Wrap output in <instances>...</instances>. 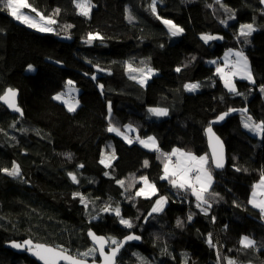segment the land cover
Returning a JSON list of instances; mask_svg holds the SVG:
<instances>
[{
	"label": "trees",
	"instance_id": "16d2710c",
	"mask_svg": "<svg viewBox=\"0 0 264 264\" xmlns=\"http://www.w3.org/2000/svg\"><path fill=\"white\" fill-rule=\"evenodd\" d=\"M28 2L53 17L56 30L29 27L0 3V95L7 87L18 88L23 109L18 116L0 104V169L20 166L18 177L0 171V264H38L5 246L25 238L80 256L94 247L87 237L90 229L118 241L130 232L142 236L141 244L126 246L117 264H227L229 259L264 264V213L250 203L254 184L264 176V133L259 137L243 125L247 114L252 122L264 120L260 0H157L156 13L149 7L152 0H92L90 17L78 12L74 0ZM129 12L135 17L131 22ZM165 19L183 28L182 34L174 37ZM248 23L256 30L245 38L239 28ZM89 33L103 39L88 43ZM204 33L218 39L205 42ZM236 48L249 59L255 81L236 79L240 95L230 92L209 64ZM128 64L156 74L141 84L140 77L132 79ZM29 65L34 71H27ZM95 67L112 73L101 74ZM68 81L79 92L74 112L53 99ZM197 81L203 82L198 91L186 89ZM154 108L168 114L157 116L150 111ZM230 109L247 112L230 115L214 127L227 147V166L217 171L205 130ZM129 125L140 139L154 136L159 150L128 143L108 131L110 126L126 130ZM173 149L209 156L213 182L206 194L211 205L206 214L196 207L190 190L161 179L168 162L163 153ZM104 151L115 157L110 166L100 162ZM141 177L155 185L156 195H136L144 188ZM160 196L167 197V204L163 211L152 212ZM106 206L119 207L132 227L121 224L114 212L102 211ZM245 235L255 246L241 243ZM86 259L99 260L98 252Z\"/></svg>",
	"mask_w": 264,
	"mask_h": 264
},
{
	"label": "snow or ice",
	"instance_id": "6c2138e0",
	"mask_svg": "<svg viewBox=\"0 0 264 264\" xmlns=\"http://www.w3.org/2000/svg\"><path fill=\"white\" fill-rule=\"evenodd\" d=\"M76 7L79 9V13L83 16H89L91 13L92 7L94 5L91 4V0H74ZM162 2V0H161ZM264 3V0H261ZM0 3L3 4L5 10L9 12V14L18 21H21L24 24H27L29 27L36 28L41 32H52L54 29L51 25L56 23V20L51 17H44L42 13H39L30 3L28 0H0ZM150 10L153 13H156L157 8V0H152V3L149 5ZM226 11H231L228 9L227 6H224ZM28 9L29 12L25 13L23 10ZM59 9L55 10V14H59ZM35 13V17L32 15ZM235 13L232 14L231 18H234ZM38 18V19H37ZM128 20L131 22L135 19L132 16L131 12H129ZM163 23L169 27L171 34L173 36L179 35L183 32V28L179 27L178 25L174 24L171 20H163ZM222 23H227L226 21H222ZM71 27V25H65V29ZM256 29L252 23L248 24H241L239 28V35L243 37H248L254 32ZM96 39H103L99 33L88 34V43H91L93 40ZM202 39L207 42L209 40L218 39V37H214L212 35L205 34L202 36ZM231 53V50H230ZM235 56L237 60L232 65V69L230 72H225L223 68H217V72L220 73L224 78L225 86L229 89L230 92H233L237 95L240 93L236 92L235 83L232 80L234 76H240L243 79H247L252 81L253 83L254 78L251 72V69L248 64V59L244 56L243 52H236ZM215 63V61H213ZM29 70H33V66H28ZM102 70V69H101ZM180 71V69H176ZM103 71V70H102ZM128 71L131 72H141L143 73V78L139 80L141 84L146 83V78L149 76L153 70L149 69L145 72L143 69H135L132 67L131 64H128ZM95 79V77H93ZM132 79H137L136 76H132ZM69 86L73 84L72 81H68ZM101 89L103 85H100ZM186 89L189 91H195L200 87L199 83H192L185 85ZM72 91H75L73 88H69V92L67 93L68 96H71ZM261 91H264V86L261 87ZM18 95V91L12 88H8L3 95H0V100L4 101L10 108L14 109L15 111L19 112L21 115L23 114L22 109H20L16 102V97ZM65 93H59L53 97V99L58 101H63L67 104L68 110L70 112H74L76 107L79 104V101L76 100L74 103L70 100H65ZM150 111L157 115V116H166L168 114L167 109H159L154 108L150 109ZM229 111H237L236 109H230ZM240 111L247 112V109H242ZM109 113L111 114V105L109 104ZM229 113L225 112L218 117V120H223L225 116ZM129 131H131V125L127 126ZM244 127L250 129L253 132L264 133V120L260 121L259 123L252 122V118L249 116L247 117ZM109 132H116L117 134L124 137L128 143H132V139L129 138L128 135L121 132L120 129L110 126L108 128ZM209 143L211 145V157L214 162L216 168H222L224 166V148L223 142L220 141L219 137L215 135L212 130V127L209 126L207 129ZM139 140V137H137ZM141 144H143L147 148H152L154 150H159L158 144L155 140V137H148L147 140H139ZM69 158L71 154H67ZM164 157L168 162L164 165V176L161 179H168L169 182L172 184L173 187L190 190L192 194L196 197L197 204L196 207L200 208L205 214L208 212V209L211 207L209 204L208 199H206V194L209 193V190L212 185V174L209 171V156L206 154L204 156L197 157L190 152H184L180 149H173L172 153H163ZM176 157V163L171 164L172 158ZM114 155L107 159H102L100 162L105 164L106 166H110V160L114 159ZM147 161H145V166H147ZM79 167H83V165H79ZM7 173L10 176L18 177L20 176V166L18 164L13 163L11 169L3 168L0 169ZM69 177L72 179L73 182L79 183L77 177L74 173H68ZM107 175V173H106ZM141 180L145 182L146 187L141 188L136 195L140 196H151L156 195V188L155 185H148L147 178L141 177ZM118 184L121 186L124 185V181L120 180L117 181ZM258 189H264V178L261 179L260 184L256 186ZM75 196L81 197V203H84L87 206L86 199L80 193H74ZM212 195H218L217 193H212ZM167 203V197L161 196L157 201L155 206L152 208V212H161L164 209V205ZM255 207L259 208L262 213H264V200L257 201L256 193H253V199L250 201ZM207 205V207H205ZM104 212H114L117 217H120V223L127 226L128 228L132 227V223L130 220L124 219L121 216L120 208H112L111 206H106L102 209ZM192 219V215L188 216V220ZM215 219V218H213ZM178 225H182V221L177 220ZM88 235L91 239L95 242V245L98 247H93L88 251L80 254V256H72L67 254V250L63 249L61 246L59 249L48 247L46 245L35 244L33 245L31 240L24 241L23 244L13 242V247L16 248H25L27 247L28 251L32 252L33 255L38 257L40 260L44 261V264H60V261H68L69 264H88L87 259H84L90 255H93L95 252H99V254L103 257V264H115L116 256L119 253L120 249L124 247V243L130 240H139V236L129 235L124 238V241H118L115 238H105L103 236H97L94 232L89 231ZM208 243L210 246H215L212 244L211 235H209ZM241 243L245 247H253L255 246V241L250 239L249 237H243ZM105 245H110L111 250L110 252H105ZM219 255V253H218ZM84 257V258H81ZM95 264V261H93ZM227 264H235V261L228 260Z\"/></svg>",
	"mask_w": 264,
	"mask_h": 264
},
{
	"label": "water",
	"instance_id": "95a60500",
	"mask_svg": "<svg viewBox=\"0 0 264 264\" xmlns=\"http://www.w3.org/2000/svg\"><path fill=\"white\" fill-rule=\"evenodd\" d=\"M260 4H261L262 9H263V11H264V3H262L261 0H260ZM101 69H102V68H100V67H95L96 72H99V73H101V74H111V73H112L111 71H108V70H105V69H102V70H103V71H102ZM8 88H12V87H7L6 90H7ZM12 89H15V90L18 91V95H17V97H16V102H17L18 107H19L20 109H22V107L20 106V91H19L18 88H12ZM6 90H5V91H6ZM3 94H4V93H3ZM3 94H2V95H3ZM0 104L4 105V106L8 109V111L11 112L12 114H15V115H18V116H23V114L21 115L19 112H17V111H15L14 109L10 108V107H9L4 101L0 100ZM22 111H23V109H22ZM225 112H228L229 114H228L227 116H225V118H224L223 120H218V117H219L220 115H222L223 113H225ZM225 112H222V113L219 114L216 118H214V119H212V120L210 121V126L212 127L213 132L215 133V135H216L217 137H219L220 141L223 142V148H224V166H223L222 168H216L215 165H214V162H213L212 157H211V151H212V148H211V145H210V143H209V138H208V133H207V129H208L209 126H208V127L206 128V130H205V132H206V137H207V145H208V151H209L210 161H211L212 167H213L215 170H217V171H221V170L225 169V167L227 166V147H226V144H225L224 140L219 136V134L216 132V130L214 129V127H215V126H218V125H222V124H224L225 121L227 120V118H228L230 115L238 114V113H242L240 110H237V111H225ZM246 116L249 117L248 114H247ZM89 231L94 232L97 236H103V237H105V238H108V236H106L105 234H97L93 229H90ZM89 231L87 232V237H88L90 243H91L94 247H98V245H95V242H94V241L91 239V237L88 235ZM129 235L139 236L140 239H139V240H130V241H127L126 243H124V247L120 249L119 253H118L117 256H116L115 264L118 263V259H119L120 255H121L122 251L126 248V246H127L128 244H131V243H134V244H141V243L143 242L142 236L139 235V234H137V233H135V232H130V233L126 234L125 236L122 237V239H121L120 241H124V238L127 237V236H129ZM27 240H31L32 243H33V245H35V244H41V245H46V246H48V247H52V248H57V249H59L58 247H55V246H53V245H51V244H48V243H45V242H36V241L32 240L31 238H25V239H22V240H10V241H8V242L6 243L5 246H6V248H8V249H10V250H12V251H14V252H16V253H19V254H26V255H28L31 259H33L34 261H36L38 264H44V261L40 260L38 257H36L35 255H33L32 252L28 251L27 247H25V248H16V247H13V242L23 244L24 241H27ZM110 250H111V246H110V245H105V252H110ZM67 254H68V255H72V256H78V255H75V254H73V253H71V252H69V251H67ZM98 256H99V260H89V259H87L88 264H93V261H95V264H103V257L99 254V252H98ZM78 257H79V256H78ZM81 258H82V257H81ZM84 259H86V258H84ZM60 264H69V262H68V261H64V260H62V261H60Z\"/></svg>",
	"mask_w": 264,
	"mask_h": 264
},
{
	"label": "rangeland",
	"instance_id": "374dc122",
	"mask_svg": "<svg viewBox=\"0 0 264 264\" xmlns=\"http://www.w3.org/2000/svg\"><path fill=\"white\" fill-rule=\"evenodd\" d=\"M29 3V2H28ZM91 4L93 5V3H92V0H91ZM33 7V6H32ZM35 8V7H34ZM93 8V7H92ZM36 9V8H35ZM39 13H42L41 11H39L38 9H36ZM25 13H28L29 12V10L28 9H24L23 10ZM78 12H79V9H78ZM91 12H92V9H91ZM263 13H264V11H263ZM43 14V13H42ZM32 15L35 17V13H32ZM90 15H91V13H90ZM90 15L89 16H87V17H90ZM43 16L44 17H49V16H47V15H44L43 14ZM51 18H53V17H51ZM38 19V18H37ZM54 19V18H53ZM165 20H168V19H165ZM18 21V20H17ZM19 22H21V21H19ZM173 22V21H172ZM22 23V22H21ZM174 23V22H173ZM24 24V23H23ZM56 24V23H55ZM55 24H53V25H51V27L54 29V30H56V27H55ZM175 24V23H174ZM25 25H27V24H25ZM166 25V24H165ZM28 26V25H27ZM166 27L169 29V27L166 25ZM36 29V28H35ZM38 30V29H37ZM53 30V31H54ZM52 31V32H53ZM170 31V30H169ZM170 33H171V31H170ZM182 33H180L179 35H181ZM206 33H204V34H202V36H204ZM179 35H176V36H174V37H177V36H179ZM208 35H210V34H208ZM210 41V40H209ZM33 66V65H32ZM34 66H33V70H29L28 68H27V71L28 72H32V71H34ZM136 69V68H135ZM138 69H143L145 72H147L149 69H147V67H138ZM229 69V68H228ZM151 70H153L152 71V73L149 75V76H147V78H146V81H148V79H150L154 74H156V71L154 70V69H151ZM134 73V75L135 76H138V77H140V78H143V73H141V72H139V71H137V72H133ZM192 83H197V82H192ZM192 83H189V84H192ZM145 84V83H144ZM225 84V83H224ZM73 88V89H75V91H72V93H71V96H68L67 95V93L69 92V88ZM199 90V88L197 89V90H195V91H190V92H196V91H198ZM189 91V90H188ZM59 93H65L66 95H65V100H70L71 102H75L76 100H78V99H73L72 98V96L73 95H77V94H79V92L77 93V89H76V87L74 86V84H72L71 86H69V84H68V86L66 87V89H65V91L64 92H59ZM59 93H56V94H54V96H56L57 94H59ZM58 101V100H57ZM79 101V100H78ZM61 103H63V104H65L66 105V107H67V104L66 103H64L63 101H60ZM78 106H79V104H78ZM77 106V107H78ZM77 107H76V109H77ZM68 108V107H67ZM159 109H161V108H159ZM245 121H246V118H244L243 119V125H244V123H245ZM245 128V127H244ZM132 127H131V131H132ZM246 130H248V131H250L251 132V130L250 129H248V128H245ZM121 132H122V130H120ZM133 133V132H132ZM150 137H154V136H150ZM148 139V137L147 138H144V139H140L139 138V140H147ZM155 140H156V138H155ZM141 144V143H140ZM103 155H104V157L105 158H103V159H107V158H110V157H112L113 156V154L112 153H110V152H108V151H104V153H103ZM112 161V159L110 160V162ZM176 161V159L173 157L172 158V162H175ZM262 178H264V176L263 177H261V179ZM261 179L259 180V181H257L255 184H254V187H253V189H252V192H251V195H250V201L253 199V193L255 192L256 193V199H257V201H259V200H264V189H258L256 186L258 185V184H260V182H261ZM148 183V182H147ZM148 185H153V184H151L150 182L148 183ZM146 187V185L144 184V188ZM161 197V196H160ZM159 197V198H160ZM165 197V196H164ZM158 198V199H159ZM156 204V203H155ZM167 204V203H166ZM165 204V205H166ZM165 205H164V207H165ZM251 205L253 206V207H255L252 203H251ZM255 208H257V207H255ZM257 209H259V208H257ZM260 210V209H259ZM246 236V235H245ZM245 236H243V237H245ZM243 237H242V239H243ZM247 237H249L250 238V236H247ZM96 253L97 252H95L93 255H96Z\"/></svg>",
	"mask_w": 264,
	"mask_h": 264
},
{
	"label": "crops",
	"instance_id": "0c3cea01",
	"mask_svg": "<svg viewBox=\"0 0 264 264\" xmlns=\"http://www.w3.org/2000/svg\"><path fill=\"white\" fill-rule=\"evenodd\" d=\"M255 27V29H256V26H254ZM230 50H231V53H230ZM230 50H227V51H225V53L222 55V57L221 58H219V59H217V58H213V59H210L209 60V64H211V65H214L215 67H216V72H217V68H223L224 69V71L225 72H230V70L232 69V65L234 64V62L237 60V57L235 56V53L236 52H243L242 51V49H230ZM243 54H244V56H246V54L243 52ZM247 57V56H246ZM248 59V58H247ZM213 61H215V63H213ZM248 64H249V67H250V69H251V65H250V61H249V59H248ZM229 68V69H228ZM251 72H252V70H251ZM217 74L220 76V79L222 80V82L224 83V78H223V76L220 74V73H218L217 72ZM252 75H253V73H252ZM253 78H254V76H253ZM236 79H242V80H246V81H248V82H250V83H253L252 81H249V80H247V79H243V78H241L240 76H234V77H232V80H233V82L235 83V86H236V90H237V85H236ZM197 83H199L200 84V86L202 87V85H203V82H201V81H197ZM225 85V84H224ZM200 88V87H199ZM162 109V108H161ZM259 123V122H258ZM122 132L123 133H125L126 135H131L130 133H132V132H135V130L134 129H132V131H129V129H126V130H122ZM253 132V131H252ZM137 133V132H136ZM253 134L254 135H257V136H259V137H261V135H262V133H259V132H253ZM136 138H137V136H136ZM137 142H139V140L137 141ZM156 142H157V144H158V141L156 140ZM139 144H140V142H139ZM141 146H143L144 148H146V149H148V150H152V151H155L154 149H152V148H147V147H145L143 144H140ZM158 147H159V144H158ZM183 151V150H182ZM184 152H186V151H184ZM193 154V153H192ZM195 155V154H194ZM195 156H197V155H195ZM197 157H200V156H197ZM176 160H177V158L176 157H174ZM176 163V161L175 162H171V164H175ZM209 168V167H208ZM210 171V170H209ZM211 172V171H210ZM212 174V173H211ZM212 180H213V176H212Z\"/></svg>",
	"mask_w": 264,
	"mask_h": 264
},
{
	"label": "built area",
	"instance_id": "2783aa9c",
	"mask_svg": "<svg viewBox=\"0 0 264 264\" xmlns=\"http://www.w3.org/2000/svg\"><path fill=\"white\" fill-rule=\"evenodd\" d=\"M72 97L73 98H76V95H73ZM130 139H132L133 142H136L137 141V139L134 136H130Z\"/></svg>",
	"mask_w": 264,
	"mask_h": 264
},
{
	"label": "clouds",
	"instance_id": "9594fccd",
	"mask_svg": "<svg viewBox=\"0 0 264 264\" xmlns=\"http://www.w3.org/2000/svg\"><path fill=\"white\" fill-rule=\"evenodd\" d=\"M72 98H73V97H72ZM73 99H77V98H73ZM130 134H131V135H129V138H130V136H134V137L136 138V134H134V135H133V133H130ZM136 139H137V138H136ZM137 141H138V140H137ZM137 141H136V142H137Z\"/></svg>",
	"mask_w": 264,
	"mask_h": 264
}]
</instances>
